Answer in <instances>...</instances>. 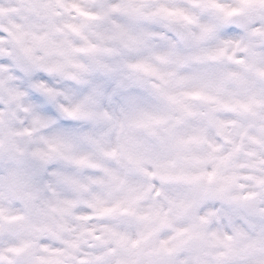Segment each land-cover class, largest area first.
Returning <instances> with one entry per match:
<instances>
[{"label": "clouds", "instance_id": "1", "mask_svg": "<svg viewBox=\"0 0 264 264\" xmlns=\"http://www.w3.org/2000/svg\"><path fill=\"white\" fill-rule=\"evenodd\" d=\"M0 264H264V0H0Z\"/></svg>", "mask_w": 264, "mask_h": 264}]
</instances>
